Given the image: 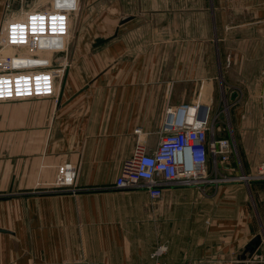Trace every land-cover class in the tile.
Returning <instances> with one entry per match:
<instances>
[{
    "label": "crops",
    "instance_id": "1",
    "mask_svg": "<svg viewBox=\"0 0 264 264\" xmlns=\"http://www.w3.org/2000/svg\"><path fill=\"white\" fill-rule=\"evenodd\" d=\"M26 5L0 0V36ZM77 6L104 29L56 55V95L0 102V264H153L162 246L167 264H241L257 236L246 264H264V179L165 188L156 200L114 187L138 144L158 146L167 107L213 105L221 84L241 168L254 176L264 162V0Z\"/></svg>",
    "mask_w": 264,
    "mask_h": 264
},
{
    "label": "built area",
    "instance_id": "2",
    "mask_svg": "<svg viewBox=\"0 0 264 264\" xmlns=\"http://www.w3.org/2000/svg\"><path fill=\"white\" fill-rule=\"evenodd\" d=\"M46 1L50 7L27 11L18 19H9L2 29L0 53L10 48L22 50L29 56L0 54V102L56 95V82L63 75L64 67L52 66L49 60L35 57V54L65 49L71 32V12L77 11L78 6L77 0ZM59 1L72 5L59 6ZM56 39L60 40V46L54 45ZM16 61H24L26 65L16 66ZM31 62L34 63L29 64ZM261 103L264 138V80ZM233 149L229 138L216 135L208 105L169 106L156 149L148 152L144 144H138L134 153L122 163L114 187L123 191L144 189L156 200L165 188L199 187L224 181L226 179L217 176V166L229 162ZM210 162L213 170L209 169ZM258 172L256 178L264 179V163L258 166ZM63 178L61 173V180ZM164 249L161 247L155 252L157 258L153 264H167L158 258Z\"/></svg>",
    "mask_w": 264,
    "mask_h": 264
},
{
    "label": "rangeland",
    "instance_id": "3",
    "mask_svg": "<svg viewBox=\"0 0 264 264\" xmlns=\"http://www.w3.org/2000/svg\"><path fill=\"white\" fill-rule=\"evenodd\" d=\"M27 1V2H26ZM25 3H27V5L25 6L24 9L27 10H35V9H45L50 7V3L46 0H24ZM21 9H17V10H11V12L9 13L10 16H13L10 18L11 19H18L22 16L23 13H25V11H20ZM27 12V11H26ZM103 15V14H102ZM94 19V17H91L90 12H86V10L80 8L77 11H73L71 12V32H70V36L66 39V43H65V49L62 51V53L68 49V47L70 45H72V41L75 39V37L77 35H79L81 33V35H86L90 38H94L95 35H97L98 33V29H104V25H102L101 23H95L92 19ZM100 20H104V18H101ZM101 22V21H100ZM111 30V28H110ZM106 32V31H104ZM109 32V31H108ZM112 32V30L110 31ZM107 34V33H106ZM104 34V35H106ZM109 34V33H108ZM105 38V37H102ZM3 52H8V54H22L24 56H29L27 55L26 52L22 51V50H15V49H10V48H5ZM61 52H38L37 54H35V57L38 56L39 58H43L46 60H49L51 63L55 60L56 55L60 54ZM61 53V54H62ZM54 64L52 63V66ZM228 95L227 91H225L223 84H221L219 86V89L216 91V99L214 101L213 105H210V113H211V124L212 127L215 130L216 135L218 136H231L232 141H233V153H232V157L229 160V162H231L232 165H234V168L236 167V171L231 172L230 175H228L227 177L222 176L218 178L221 179H226V180H232V179H238V180H249L250 178H256L257 176L259 177V172H258V168L257 170L254 172V176H251L253 173L249 174L246 173L244 170H242L243 166L245 165L246 167V163L245 161L242 160L241 156L238 154V151L236 149L235 146V142H234V135H235V131H236V125L233 123L232 120V111L233 108L229 105H227V100H228ZM234 113V111H233ZM211 161V160H210ZM259 164L264 163L263 161L258 162ZM257 163V164H258ZM212 163H209V169L212 170ZM242 166V168H241ZM212 172V171H211ZM212 176H215V174H213ZM216 178V177H214ZM163 247V246H162ZM161 248V247H158ZM157 248V249H158ZM156 249V250H157ZM155 250V251H156ZM154 251V252H155ZM164 252H166V249H164ZM163 252V254H164ZM185 263V262H183Z\"/></svg>",
    "mask_w": 264,
    "mask_h": 264
},
{
    "label": "water",
    "instance_id": "4",
    "mask_svg": "<svg viewBox=\"0 0 264 264\" xmlns=\"http://www.w3.org/2000/svg\"><path fill=\"white\" fill-rule=\"evenodd\" d=\"M70 4L72 5V3L67 2V1H59L57 3V5L59 6H63V5H67ZM128 20H130V18H124L120 21V25L124 24L125 22H127ZM107 41L106 38H98L95 42V46L101 45L103 43H105ZM54 45L56 46H60V40L56 39L54 40ZM34 62H31L29 64H33ZM16 66L18 65H26V62L24 61H16ZM1 231V230H0ZM262 238L261 236H257L255 237L250 244L246 247L244 253L242 254V256L240 257V262L241 264H246V262H251L254 254L256 253L259 245L261 244ZM251 264H257V263H251Z\"/></svg>",
    "mask_w": 264,
    "mask_h": 264
}]
</instances>
